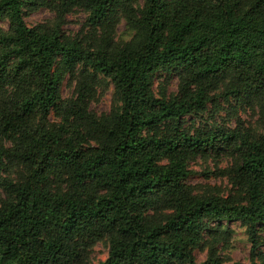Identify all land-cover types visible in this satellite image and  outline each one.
Here are the masks:
<instances>
[{"label":"trees","instance_id":"trees-1","mask_svg":"<svg viewBox=\"0 0 264 264\" xmlns=\"http://www.w3.org/2000/svg\"><path fill=\"white\" fill-rule=\"evenodd\" d=\"M54 1L0 0L9 25L0 29V136L12 144L0 145V171L6 162L22 173L0 174V264H88L103 241L108 256L98 264H226L213 253L193 256L206 233L221 240L222 223L244 226L248 264H264V135L185 124L232 99L260 110L264 122V0ZM44 3L60 16L82 7L93 27L122 18L131 38L96 48L63 37L62 19L55 29L29 27L27 11ZM76 67L77 95L62 111L74 128L48 131ZM161 74H179L173 98L153 94ZM99 75L121 105L93 125L87 101ZM215 150L237 156L233 177L245 202L196 196L186 184L189 157Z\"/></svg>","mask_w":264,"mask_h":264},{"label":"rangeland","instance_id":"rangeland-1","mask_svg":"<svg viewBox=\"0 0 264 264\" xmlns=\"http://www.w3.org/2000/svg\"><path fill=\"white\" fill-rule=\"evenodd\" d=\"M48 4L55 2L47 0ZM136 4H141V0H135ZM44 3L40 8L27 11L25 17L29 27H40L45 30L55 29L61 21L59 30L62 36L68 40H76L83 46L95 45L96 48L100 45L107 44L109 48H117L128 42L131 38L130 33L126 31L125 22L119 18L112 20L111 28L104 26L93 27L89 20V13L82 7L74 6L65 16H60L56 8ZM9 25L6 20H0V29L6 31ZM77 67L72 70L63 79L60 88V100L58 107L54 108L45 122L46 130L58 131L61 129L74 128L73 119L66 120L62 111L67 102L74 100L77 82ZM179 74H161L154 77L152 82L153 94L158 98L168 99L173 98L178 93ZM7 94L12 91L9 87ZM120 103L117 101V95L111 82L99 75L96 84L93 85L92 92L87 101V114L89 124L106 121L111 119L112 114L120 112ZM61 107V108H60ZM230 107H233L232 110ZM186 126L190 129L209 128L213 122L224 125L226 128L235 129L243 126L254 138H259L264 135V122L260 110L251 107L245 101L237 103L234 99L228 103L221 101L220 107L213 112L211 105L197 114L195 117H186ZM194 120L193 126L189 124L190 120ZM40 119L38 118L37 121ZM71 124V125H70ZM162 134H165V129H161ZM151 135L149 132L144 133V136ZM9 148L12 144L0 136V145ZM94 147L93 142L88 143ZM163 161L162 164H165ZM6 167L0 171V174L7 179H14L20 176L21 168L13 164L5 162ZM237 156L229 151H213L205 155H191L187 160V167L191 171V177L186 182L189 189L200 197H214L221 199H234L237 202H245L246 194L242 186H239L234 177L233 170L237 167ZM3 195L0 192V200ZM216 227V225H212ZM221 228L225 229V234L221 240L214 242V235L206 233L202 241L194 248L193 256L197 262H202L213 253L226 264L241 262L248 264L251 260V244L248 241L245 227L240 223H222ZM264 237V233H262ZM88 264H98L106 260L108 256V247L105 242L97 243L90 250ZM261 255L264 254V246L258 251Z\"/></svg>","mask_w":264,"mask_h":264}]
</instances>
